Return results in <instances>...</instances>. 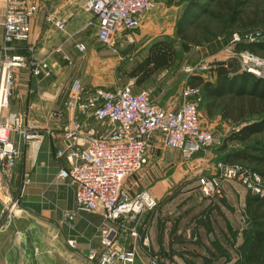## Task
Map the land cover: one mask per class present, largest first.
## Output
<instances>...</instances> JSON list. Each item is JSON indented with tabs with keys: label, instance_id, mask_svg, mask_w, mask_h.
Wrapping results in <instances>:
<instances>
[{
	"label": "built area",
	"instance_id": "built-area-1",
	"mask_svg": "<svg viewBox=\"0 0 264 264\" xmlns=\"http://www.w3.org/2000/svg\"><path fill=\"white\" fill-rule=\"evenodd\" d=\"M160 0H86L84 9L96 19V42L113 49L114 43L124 32H133L142 25L144 16ZM4 15L2 44L0 47V173L8 175L20 151L11 140L18 133L24 143H31L39 136L32 129H22V117L12 121L4 118L8 111L11 73L13 70H29L36 78L48 79L50 69L45 61L35 60L34 49L24 58L14 54L16 47L27 44L31 35V20L38 7L25 0H0ZM54 26L63 30L61 22ZM259 35L244 39L253 42ZM242 40L233 36L231 43ZM243 42V41H242ZM85 46L76 45L83 53ZM115 51V50H113ZM57 52H61L60 49ZM240 71L264 79V62L244 52L236 57ZM69 62V58L64 56ZM192 70L189 69L188 72ZM131 81L124 87L112 90L85 88L74 82L64 109L70 113L69 127L64 130V151L56 153L65 157L69 170H60L58 178L69 180L74 188L75 208L79 212L101 213L103 224L98 230L100 249H90L87 264H161L157 256L150 253L149 217L158 207L154 197L146 191L131 192L127 188L128 178L141 172L148 164L149 150L178 152L185 158L205 151L213 143V135L201 124L199 88L185 86L181 101L174 110L157 106L144 90L135 91ZM60 118V113L53 114ZM83 119L106 127L105 131L85 129ZM150 142L152 144H150ZM211 175H200L197 186L204 198L217 196L223 182H236L254 196L264 197V175L242 165H214ZM30 184L25 177L22 189ZM17 200H9L0 211L4 217L15 216ZM128 238L140 247L127 248ZM68 245L74 247V241Z\"/></svg>",
	"mask_w": 264,
	"mask_h": 264
},
{
	"label": "crops",
	"instance_id": "crops-1",
	"mask_svg": "<svg viewBox=\"0 0 264 264\" xmlns=\"http://www.w3.org/2000/svg\"><path fill=\"white\" fill-rule=\"evenodd\" d=\"M25 1L35 4L38 12L30 22L29 42L18 45L13 53L28 58V49L33 48V57L47 63L51 76L48 79L36 78L24 69L13 70L11 73L12 93L4 118L12 121L22 117V129L30 128L39 137L26 144L18 133L10 136L18 146L20 158L6 175V186L0 183V211L9 200H17L18 214L4 217L0 221V264H87L88 251L100 249L98 230L103 224V218L101 213H94L99 221L91 224L78 217L83 212L75 208L73 186L69 180L58 178L59 171L69 170L70 164L65 157H57L56 153L64 151L67 146L63 141V133L69 127L71 115L64 109V104L72 84L78 81L87 89L102 88L98 86L99 74L104 68L94 45H99L95 38L96 19L85 11L86 0ZM3 15L4 10L0 4V23ZM145 16L141 27L135 30L137 32L121 34L127 35L123 42L126 39L132 42L131 37L138 40L149 36L150 25L156 19L155 15ZM55 21L63 24V30L54 26ZM91 28L93 35L89 37L86 32ZM2 32L0 25V47ZM120 39L121 36L116 42ZM161 40L150 43L146 55L150 46ZM79 44L86 47L83 53L76 49ZM58 49L61 52H57ZM64 56L70 61H65ZM90 75L92 80L88 84ZM160 104L161 108H167ZM55 113H60L61 117H53ZM81 121L86 130L102 132L106 129L92 119ZM170 153L180 155L174 151L158 152L150 149L148 164H167ZM25 177L30 180V184L23 190ZM135 186L136 183H133L127 188L137 192ZM151 232L149 227L150 246L153 245ZM69 241H74V247L68 245ZM126 247H135L142 255L133 239L128 238ZM149 250L152 253V248Z\"/></svg>",
	"mask_w": 264,
	"mask_h": 264
},
{
	"label": "rangeland",
	"instance_id": "rangeland-1",
	"mask_svg": "<svg viewBox=\"0 0 264 264\" xmlns=\"http://www.w3.org/2000/svg\"><path fill=\"white\" fill-rule=\"evenodd\" d=\"M239 2L242 3V18H255L264 22V0ZM199 3L205 11L199 13L194 10L192 16L187 13V0L155 2L145 16L155 15L156 19L150 25L149 36L136 40L130 35L132 42H128V39L123 42L127 36L123 34L119 42H116L117 39L115 41L116 52L92 42L104 68L99 74L98 86L112 90L128 85L131 81L127 73L143 60L149 44L158 39L172 44L177 55L176 62L169 70L156 73L142 86L134 85L135 91L144 90L157 106L162 107L161 102L167 107L164 109L174 110L181 101V91L188 85L190 77L197 75L213 82L210 66L217 61L236 59L242 53L235 52L233 43L224 45L215 55L210 54L205 44H190L187 53L182 51L176 33L179 26L196 41L203 40L204 29L211 33H217L220 29V22L210 16L217 12L216 3L211 1L207 4L202 0ZM184 21L188 23L183 25ZM86 33L92 37V28ZM219 40L222 38L219 37ZM254 56L264 62V50H258ZM189 69L192 71L188 72ZM91 80L90 75L88 84ZM12 84L11 78L8 104ZM200 115L202 128L208 129L213 135V143L209 148L189 158L170 153L169 163L163 165L151 162L141 172L128 178L125 186L136 183L134 190L146 191L157 201V210L149 218L153 243L150 248L155 251L150 253L153 256L160 255L164 264H226L225 253L231 257L229 264H237L252 242L245 208L248 193L236 182H223L219 195L204 198L197 189V179L200 175H211L214 165L222 162L226 155L238 151L257 158L264 157V133L256 135L245 145L225 146V139L237 130V126L221 121L216 114L208 117L204 105L201 106ZM6 181L7 176L0 173L3 187ZM78 217L91 224L99 221L94 214L80 213Z\"/></svg>",
	"mask_w": 264,
	"mask_h": 264
},
{
	"label": "trees",
	"instance_id": "trees-1",
	"mask_svg": "<svg viewBox=\"0 0 264 264\" xmlns=\"http://www.w3.org/2000/svg\"><path fill=\"white\" fill-rule=\"evenodd\" d=\"M187 1V13L189 15L193 16L194 10L199 13L205 11L199 0ZM202 1L207 2V4L211 1L216 3L217 12L210 16L220 22V29L217 33H211L204 29L202 31L203 40L196 41L191 34L186 33L179 26L176 33L183 52L189 51L190 44L196 46L205 44L210 54L215 55L224 45L232 44L231 36L233 33L243 41L234 44L236 53L247 52L254 55L258 50H264V22L262 20L257 21L255 18H242V3L239 0ZM183 23L186 25L188 21ZM255 34L259 35V39L253 42L244 41L246 37ZM219 37L222 40H219ZM176 58V51L172 44L163 40L154 42L146 57L127 73V77L130 81H134L135 86H142L156 73L169 70L175 64ZM210 73L214 77L213 82L196 75L190 77L188 85L200 89V106L204 105L208 117L216 114L221 121L237 126V130L225 139V146L230 144L245 145L256 135L264 133V79L241 72L240 65L234 58L214 62L210 66ZM222 163L242 165L251 171L264 175V157L257 158L238 151L226 155ZM256 167L261 168V170L255 169ZM245 208L251 228L252 242L237 264H264V197L248 193ZM156 210L157 208L151 215ZM153 252L155 251L152 250ZM157 256L160 257L159 260L162 264V257ZM225 262L226 264L231 262V257L227 253H225Z\"/></svg>",
	"mask_w": 264,
	"mask_h": 264
}]
</instances>
